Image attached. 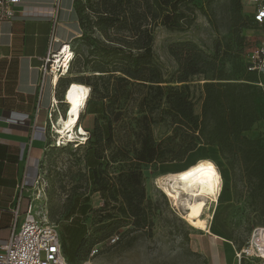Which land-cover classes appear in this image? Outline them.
Wrapping results in <instances>:
<instances>
[{"label":"trees","instance_id":"16d2710c","mask_svg":"<svg viewBox=\"0 0 264 264\" xmlns=\"http://www.w3.org/2000/svg\"><path fill=\"white\" fill-rule=\"evenodd\" d=\"M213 1L75 0L81 31L71 41L73 58L66 75L57 80V93L61 96L71 82L89 87L78 122L83 114H90L93 125L83 142L75 141L76 147L84 149L92 186L117 205L115 213L104 215L89 233L84 218L88 205L81 196L74 197L66 223L54 221L68 262L80 263L79 256L88 257L94 244L106 241L128 220L137 228L147 227L143 167L182 161L200 144L229 155L231 173L239 171L253 180L256 194L264 201V137L251 139L243 134L261 117L257 95L263 94L264 101V88L249 83L260 77L228 44L221 51V44L215 43L209 54L191 40L171 43L168 51L178 67L168 79L154 62V27L185 30L198 11L208 16ZM233 2L239 12L241 0ZM241 26L255 28L248 14ZM226 64H231L229 71L224 69ZM199 77L204 81L197 114L189 81ZM165 119L170 133L155 139L151 126ZM236 154L240 159L235 162ZM114 163L116 173L110 176ZM217 229L224 234L222 224Z\"/></svg>","mask_w":264,"mask_h":264},{"label":"rangeland","instance_id":"374dc122","mask_svg":"<svg viewBox=\"0 0 264 264\" xmlns=\"http://www.w3.org/2000/svg\"><path fill=\"white\" fill-rule=\"evenodd\" d=\"M241 5L242 8L238 12L233 0H214L208 10V16L198 11L194 22L185 30L155 26L152 41L153 57L164 77L168 79L177 70V62L169 53L168 46L180 40H191L209 54L214 52L215 43L221 44V51L227 44L233 45L238 51L239 58L247 61V56L259 37V30L241 26L249 10L248 6L242 3ZM238 31L239 34H237ZM240 37L241 42H239ZM230 67L231 64H226L224 69L229 71ZM81 72L87 73V70H81ZM202 78H192L189 81L194 111L197 114H200L203 97L202 82L204 80ZM254 79L257 81H250V85L260 90L264 88L262 77L259 79L255 76ZM262 95L260 93L257 95L261 111L260 119L243 132L251 139L264 137ZM65 108V103L59 105L61 115L56 111L54 120L64 116ZM93 120L94 115L83 114L78 122V128L81 125L85 131L77 136L76 141L85 140L92 128ZM54 123L56 124L57 121ZM170 130L168 119L151 126L155 139L164 137L170 133ZM50 131L54 140L56 133L54 129ZM76 143L75 141L64 142L60 147L53 146L47 149L41 166L40 193L35 191L36 188L29 187L31 188L29 194L34 197L38 194L35 199V212L41 218L45 217L50 222L59 221L60 223H66V213L74 197L81 196V202L88 205L84 218L91 233L97 226L98 220L103 219L107 213H115L114 207L117 203L105 200L92 186L88 180V168L84 162V149H77ZM238 156L236 154L233 157L235 162L239 161ZM199 158H207L215 163L223 181L218 202L205 210L203 215L211 213V218L207 219L210 232L205 227H194V219L184 214L183 207L175 204L174 198L162 185V175L181 170ZM230 160L229 155L219 154L216 147L200 144L182 161L145 165L143 183L149 225L137 228L128 220L125 225L117 229L118 240L113 244L103 242L99 252L90 258V262L92 264H264V259L257 253H248L246 250L255 231L264 228V201L256 194L253 180L247 179L239 171L235 174L231 173L228 166ZM116 166L115 163L110 166L108 175H115L116 169L113 167ZM21 203L25 206L26 199H23ZM21 221L22 215L19 218V224ZM217 224L223 225L224 234L217 229ZM8 232V229L4 228L5 236H8ZM227 246L232 251L231 262L226 259L225 247ZM242 250L243 253L239 258L237 254ZM87 258L79 256L78 262L85 261Z\"/></svg>","mask_w":264,"mask_h":264},{"label":"crops","instance_id":"0c3cea01","mask_svg":"<svg viewBox=\"0 0 264 264\" xmlns=\"http://www.w3.org/2000/svg\"><path fill=\"white\" fill-rule=\"evenodd\" d=\"M54 2L20 0L14 16L0 20V241L7 237L4 228L9 231L16 185L23 177L30 184L41 174L47 149L53 147L48 109L57 98L60 112L66 88L57 93V81L43 74V59L49 48L72 41L81 31L75 0H57L56 12ZM30 189L24 192L26 204ZM25 206L21 203V211ZM225 254L231 262L229 246Z\"/></svg>","mask_w":264,"mask_h":264},{"label":"built area","instance_id":"2783aa9c","mask_svg":"<svg viewBox=\"0 0 264 264\" xmlns=\"http://www.w3.org/2000/svg\"><path fill=\"white\" fill-rule=\"evenodd\" d=\"M19 2L20 0H0V20H10L14 16L15 7ZM241 3L249 7L247 14L251 17L255 28L259 30V37L246 59L247 69L254 72L258 77L264 78V0H241ZM54 5L56 12L57 0H55ZM55 12H51L54 21L56 20ZM72 58L71 41L59 42L56 49L49 48L47 50V55L41 66L43 74L49 73L53 79L65 75ZM57 104L54 99H51L47 114L49 128L54 129V131L56 130L54 121L57 120H54V114L57 111ZM57 113L61 115L59 111ZM64 142L67 143L68 141H63L56 133L52 146L60 147ZM41 179L42 173L37 174L32 183L29 184L26 178L23 177L16 185V196L11 210L12 218L8 236L0 241V264H72L67 261L62 252L58 223L50 222L45 217L41 218L35 212V199L38 194L36 197L28 194L25 209L21 211L24 192L27 188L33 187V189L36 188L37 193H40ZM21 215L22 221L19 224L18 221ZM255 233L258 234V229ZM118 238V234L114 233L104 242L113 244ZM102 243L94 244L90 249L87 260L78 264H92L90 258L99 252ZM242 253L243 250L237 254L239 258H241Z\"/></svg>","mask_w":264,"mask_h":264},{"label":"bare ground","instance_id":"6f19581e","mask_svg":"<svg viewBox=\"0 0 264 264\" xmlns=\"http://www.w3.org/2000/svg\"><path fill=\"white\" fill-rule=\"evenodd\" d=\"M54 81L56 82L57 78ZM88 95L87 85L71 82L67 86L62 100L66 104L64 116H60L57 123H54L55 132L62 140L76 141L77 136L83 134L82 126L78 128V119ZM54 101L58 103L57 98H54ZM162 177L163 188L174 198L175 204L183 207L184 214L194 219L193 226L205 227L210 232L207 219L211 218V213L203 215L205 210L218 202L223 188L222 177L215 163L207 158H199L181 170L164 174ZM246 250L248 253H257L264 259V228H259L258 234L254 233Z\"/></svg>","mask_w":264,"mask_h":264}]
</instances>
